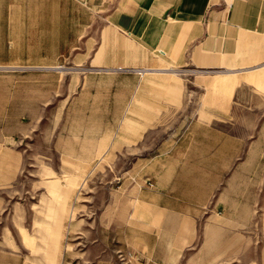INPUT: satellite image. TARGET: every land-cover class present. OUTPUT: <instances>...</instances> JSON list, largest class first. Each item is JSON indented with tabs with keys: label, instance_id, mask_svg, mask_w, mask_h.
<instances>
[{
	"label": "rangeland",
	"instance_id": "1",
	"mask_svg": "<svg viewBox=\"0 0 264 264\" xmlns=\"http://www.w3.org/2000/svg\"><path fill=\"white\" fill-rule=\"evenodd\" d=\"M107 1L0 0V264H264V35L169 58Z\"/></svg>",
	"mask_w": 264,
	"mask_h": 264
},
{
	"label": "crops",
	"instance_id": "2",
	"mask_svg": "<svg viewBox=\"0 0 264 264\" xmlns=\"http://www.w3.org/2000/svg\"><path fill=\"white\" fill-rule=\"evenodd\" d=\"M104 4V3H103ZM109 22L169 58L224 64L261 40L264 0H108Z\"/></svg>",
	"mask_w": 264,
	"mask_h": 264
}]
</instances>
